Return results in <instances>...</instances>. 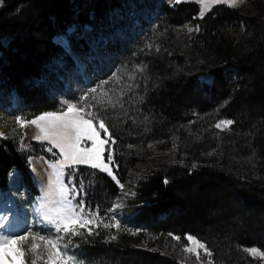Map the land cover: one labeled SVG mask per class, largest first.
Instances as JSON below:
<instances>
[{
	"label": "trees",
	"instance_id": "16d2710c",
	"mask_svg": "<svg viewBox=\"0 0 264 264\" xmlns=\"http://www.w3.org/2000/svg\"><path fill=\"white\" fill-rule=\"evenodd\" d=\"M249 1L251 14L217 4L203 18L193 2L163 5L166 28L160 46L149 51L139 46L133 58L142 55L143 76L133 86L123 83L122 104L105 111L115 141L118 167L113 173L120 183L136 165H152L133 178L124 203L126 224L107 235L91 231L80 242L87 258L113 264H186L163 249L173 243L175 251L185 247L190 234L206 244L209 264H260L245 249L264 253V3ZM122 3L3 0L0 94L15 93L26 119L57 111L58 96L66 93L52 70H59V59L73 62L53 37L70 27L80 33L86 26L110 33ZM186 22L199 31L183 40L174 29ZM236 23L243 26L238 40L231 35ZM77 39L88 47L85 38ZM117 64L120 68L124 60ZM229 67L236 70L233 83L225 77ZM203 73L212 77L210 86L200 85L197 76ZM193 109L197 117L189 115ZM226 119L234 124L215 127ZM189 121L195 134L187 132ZM20 134L17 129L0 138V187L6 188L8 173L16 170L37 194L28 153L19 148ZM91 178L94 186L87 195L101 208L117 195L118 186L99 170ZM25 264L32 262L25 259Z\"/></svg>",
	"mask_w": 264,
	"mask_h": 264
},
{
	"label": "rangeland",
	"instance_id": "374dc122",
	"mask_svg": "<svg viewBox=\"0 0 264 264\" xmlns=\"http://www.w3.org/2000/svg\"><path fill=\"white\" fill-rule=\"evenodd\" d=\"M261 1L264 3V0ZM122 2L123 8L117 13L118 19L115 21L116 24L112 27L110 33L93 31L87 26L80 33L76 32L74 27H70L66 34L58 35L54 38L56 43L61 44L67 50L73 63L68 64L59 59V70H52L55 74L57 73L66 94L58 96L60 108L55 112L47 113L59 114L66 112L67 103H71L76 109L85 110L81 115L91 111L93 115L99 113L101 118L108 120L105 111H113L114 107H119L120 103L122 104L121 92L123 88L119 87L123 83L133 86L135 80L143 76L145 66L142 55L137 59H134L133 56L138 54L140 48L144 51L157 50L166 28L163 23L162 7L163 5H174L175 0H122ZM181 2L196 3L199 7V18L202 11L205 15L212 6L217 4L241 7L245 15L252 13L249 0H238L236 4L214 3L213 0H181ZM114 18L116 17H112V19ZM196 26V24L190 22L183 23L174 29L175 36L188 40L198 32L195 30ZM189 28H192L193 31L189 32ZM242 32L243 26L241 24L236 23L231 28V35L234 40H238ZM78 37L85 38V41H88V47L84 48L78 41ZM68 38H71L70 45ZM59 39H65L68 47L62 44ZM139 46L141 47L139 48ZM127 54L130 55L129 58L131 59L125 60V57L128 56ZM119 59L124 60V64L120 68L117 64ZM128 60L133 64L128 63ZM82 64L85 66V72L81 68ZM225 77L228 83H233L237 77L236 70L233 67L226 68ZM197 79L201 86H210L213 80L207 73L198 74ZM91 89H96V91L91 92ZM47 113L40 114L33 119H26L24 115H21L20 101L15 94H0V133H4L0 138L5 137L11 131L21 130L19 148L21 151L28 153L26 158L27 165L32 175L35 189L38 192V195H34V191L27 188L15 170L10 172L11 175L9 173L7 190L0 188V195L4 199V205L8 207L11 203L15 205L18 220H12L5 228L6 230L0 229V241L3 240L5 235L27 236V239L13 244L18 252L20 264H25V259L30 260L32 264H113L110 261L100 260L99 258H87L86 254L81 250L80 242L83 238H87V234L91 231L104 232L103 234L107 235L109 231L117 227V221L119 224H126L127 217L124 216V203L130 196L133 178L138 174L144 173L152 164L151 162H145L136 165L129 172L127 181L122 183L124 185L123 190L114 181L118 186L117 195L107 201L103 207L98 208L96 204L90 203V194L87 195V190L94 186L91 173L95 170L103 171L92 168L90 164L73 165L65 168L55 163L58 160L62 161L63 157L59 154L58 149L48 151L51 145L47 140L43 139L44 133L40 130L41 128L49 130L47 129V122L37 121L36 125L30 123L31 120ZM189 115L197 117L198 112L193 109L189 112ZM17 118H20L19 122ZM190 121L186 125L187 132L195 134L194 128L190 127ZM96 128L100 133L99 139L108 140V135L102 129H99L98 124ZM113 144L109 142L101 149V161H106L107 157H104V154L108 153L109 149L112 151L115 148ZM81 146L92 148V141L85 139ZM160 154V157H162L163 153ZM29 161H31V165ZM50 163L55 164V168H50ZM67 163L70 162H65V164ZM33 166L35 171H32ZM65 172L71 174L68 177L69 180L73 176L76 178L77 183L83 180L84 191L78 199L82 200L85 206L82 214L85 220L89 218V213H91V223H83L82 221V226H75L76 234L65 236L64 239L60 240V255H57V249L52 248L49 242H55L56 233L51 231L46 226V223L42 221L41 206L52 207L53 203L60 198L61 182L65 179ZM103 173L108 175L105 172ZM58 174L60 176L59 181L57 180ZM108 176L111 177L110 175ZM10 178L13 181L17 180L19 185L17 187L10 186ZM124 193L129 194L125 195ZM75 203L76 200L73 201V204ZM117 204L120 205L118 208L115 207ZM38 210H41L39 215ZM43 210H47V208ZM26 213L29 214V221L27 224L20 226L21 221L26 222ZM41 236L48 239L42 240L40 239ZM172 241L174 242V239ZM186 243L185 247H192L196 249V252H187L185 247L177 248V251H175L172 246L174 243L169 245L170 248L167 247L163 251H167L178 258L182 257L186 264H209L204 249L197 248L192 242L187 241ZM197 253L199 254V259H196ZM251 255L259 258L261 260L260 264H264V256ZM69 256L73 257V260H68Z\"/></svg>",
	"mask_w": 264,
	"mask_h": 264
},
{
	"label": "snow or ice",
	"instance_id": "6c2138e0",
	"mask_svg": "<svg viewBox=\"0 0 264 264\" xmlns=\"http://www.w3.org/2000/svg\"><path fill=\"white\" fill-rule=\"evenodd\" d=\"M3 0H0L2 3ZM181 0H175V3H180ZM214 3H231L236 4L238 0H213ZM203 11L200 14V18H203ZM196 31H199V26H196ZM189 32L193 31L192 28L188 29ZM71 38H68V43L70 45ZM91 92H95L96 89H91ZM67 103V102H66ZM84 109H76L75 106L71 103H67V111L62 113H47L45 115L39 116L34 120H31L30 123L36 125L37 121H46L47 129L41 128V132L44 133L43 139L47 140L51 147L48 151H52L53 149H58L59 154L63 157V160H58L55 163L61 165L62 167L68 168L73 165L80 164H90V166L94 169H100L103 172L107 173L112 177L113 180L116 181L121 190L124 189V185L120 183V181L116 178L112 169L117 168L118 165L115 162L114 155L112 151L108 150V156L106 161H101V149L104 145L111 143H115L114 139L109 132V128L105 123V120L100 117L99 113L93 115L91 111L85 113V115H81L84 112ZM75 113L74 115H69ZM88 117V118H86ZM51 118V119H50ZM20 118H17L19 122ZM98 124L99 129H102L105 134L108 135V140L99 139L100 133L97 131L96 125ZM234 121L231 119L220 120L215 124L217 129L223 130L224 128H228L233 125ZM4 135V133H0V136ZM87 139L92 141V148L82 147V142ZM65 162H70L65 164ZM31 165V161H29ZM50 168H55V164H49ZM32 171H35L34 166L32 167ZM11 175V173H10ZM70 173H64L65 179L61 182L60 188V198L53 203L52 207H48L46 205L41 206L42 210V221L46 223V226L56 233L55 242L49 241L51 247L57 249L56 254L60 255L59 250V241L64 239L65 236L74 235L75 226L81 225L83 223H91V213H89V218L84 219L83 213L85 210V206L82 200H79L84 191L83 180L76 182V178L73 176L69 180ZM57 180H60L59 174L57 175ZM168 183L167 180L164 181ZM128 195L129 193H124ZM134 194V193H133ZM76 200V203L73 204V201ZM120 205H115L118 208ZM47 208V210H43ZM38 210V215L40 211ZM114 210V209H113ZM14 215L12 208L8 206L0 207V229H5L11 223L12 216ZM107 227V225H105ZM119 227V222L116 224ZM169 236H172L174 239L179 241L181 237L173 236V234L169 233ZM27 239L26 235H18V236H9L5 235L3 240L0 241V247L4 245H11L18 243ZM40 239L47 240V237L41 236ZM185 239L189 242L194 243L197 248L204 249L205 253L208 256H211V252L208 250L205 243L197 240L192 235H186ZM185 251L187 252H196V249L192 247H185ZM245 251L249 252L253 255H261L264 256V253H261L255 247L245 249ZM199 254H196V259H199ZM68 260H73V257L69 256Z\"/></svg>",
	"mask_w": 264,
	"mask_h": 264
},
{
	"label": "bare ground",
	"instance_id": "6f19581e",
	"mask_svg": "<svg viewBox=\"0 0 264 264\" xmlns=\"http://www.w3.org/2000/svg\"><path fill=\"white\" fill-rule=\"evenodd\" d=\"M59 41L62 44H64L66 47H68L67 46V42L65 41V39H59ZM81 68L85 72V66L83 64L81 65ZM9 184H10V186H13V187H17L19 185L18 181L17 180L16 181H13L12 178H10ZM9 207L12 208V211L14 213V215L12 216V220H14V219L18 220V217H17V209H16L15 205L13 203H11L9 205ZM25 220H26V222H24V221H21L20 222V226H23L24 224H27L28 223V221H29V214L28 213L25 214ZM19 261L20 260L18 258V252L15 250V247H14L13 244L0 247V264H20Z\"/></svg>",
	"mask_w": 264,
	"mask_h": 264
}]
</instances>
